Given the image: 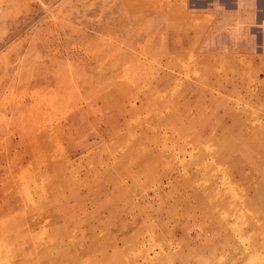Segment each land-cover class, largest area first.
<instances>
[{"label": "rangeland", "instance_id": "rangeland-1", "mask_svg": "<svg viewBox=\"0 0 264 264\" xmlns=\"http://www.w3.org/2000/svg\"><path fill=\"white\" fill-rule=\"evenodd\" d=\"M163 0H0V264H264V33Z\"/></svg>", "mask_w": 264, "mask_h": 264}, {"label": "crops", "instance_id": "crops-1", "mask_svg": "<svg viewBox=\"0 0 264 264\" xmlns=\"http://www.w3.org/2000/svg\"><path fill=\"white\" fill-rule=\"evenodd\" d=\"M164 10L212 18L214 26H255L264 33V0H163Z\"/></svg>", "mask_w": 264, "mask_h": 264}]
</instances>
